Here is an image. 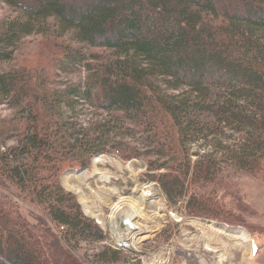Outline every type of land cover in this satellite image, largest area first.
I'll use <instances>...</instances> for the list:
<instances>
[{"label":"trees","instance_id":"1","mask_svg":"<svg viewBox=\"0 0 264 264\" xmlns=\"http://www.w3.org/2000/svg\"><path fill=\"white\" fill-rule=\"evenodd\" d=\"M3 1L20 17L0 24V105L20 117L3 126L14 141L0 142V177L41 213L32 222L0 196V264H80L65 244L106 240L60 182L65 169L121 148L109 138L111 120L74 115L80 104L144 129L170 158L151 177L173 204L189 195L187 216L244 225L218 189L227 171L264 174V0ZM58 32H71L78 45L63 48L68 63L100 50L83 80L50 86L42 70L4 68L25 37ZM200 141L203 152L193 157ZM123 257L108 246L95 254L101 264Z\"/></svg>","mask_w":264,"mask_h":264},{"label":"rangeland","instance_id":"2","mask_svg":"<svg viewBox=\"0 0 264 264\" xmlns=\"http://www.w3.org/2000/svg\"><path fill=\"white\" fill-rule=\"evenodd\" d=\"M19 17L16 10L0 0V24ZM57 34L59 36L53 39L42 34L25 37L15 59L6 63L4 68L29 65L34 70H42L48 73L50 86L80 82L87 74L86 66H96L93 54L100 50L86 49L84 53L88 59L84 63H68L63 48L78 45L73 43L71 32ZM74 115L84 120H111L108 122L111 143L122 144L121 148L110 153L95 155L88 167L67 168L60 175L62 187L76 197L83 213L94 219L107 235L103 243L81 242L73 248L65 244L73 260L80 264H101L95 254L103 246L113 248L112 244L117 241L128 243L127 247L119 249L126 258L117 264H143L140 259L134 260L136 254L140 256L167 243L177 252L173 264H185V260L186 264H264V174L249 176L224 172L225 184L219 187L218 197L227 210L244 220V225L187 216L184 207L189 195L186 200L173 204L161 185L151 177L165 172L164 168L154 170L153 166L162 165L170 158L157 154L144 129L134 124L129 127L127 122L114 120V114L85 104H80ZM18 117L20 114L16 109L0 105V142L13 144L14 133H3V126ZM203 149V141L195 143L191 146V154L194 157ZM131 151L140 153V156L125 158L123 154L128 155ZM97 157H110L112 161L94 163ZM68 174L74 177L70 180L73 188L68 187ZM105 175L110 176L108 180ZM0 196L17 203L23 215L32 222L41 213L38 206L19 197L17 189L3 177H0ZM126 217L131 219L135 228L123 223ZM232 229H243L250 235L251 252L249 244H241L230 234Z\"/></svg>","mask_w":264,"mask_h":264},{"label":"built area","instance_id":"3","mask_svg":"<svg viewBox=\"0 0 264 264\" xmlns=\"http://www.w3.org/2000/svg\"><path fill=\"white\" fill-rule=\"evenodd\" d=\"M125 246H128L127 242L121 243L115 241L114 244H112V247L117 250ZM175 256H177V252L169 243H167L158 247L156 250L149 251L148 253L144 252L140 254V256L136 254L134 260L138 261L140 259L143 264H173L174 259L176 258ZM184 263L186 264V260Z\"/></svg>","mask_w":264,"mask_h":264},{"label":"bare ground","instance_id":"4","mask_svg":"<svg viewBox=\"0 0 264 264\" xmlns=\"http://www.w3.org/2000/svg\"><path fill=\"white\" fill-rule=\"evenodd\" d=\"M104 160L112 161V159L110 157H107L106 159L97 157V158L94 159V163L101 162V161H104ZM73 173H75V172H73ZM68 176H70L67 179L69 181V183H70V186L68 185V187L69 188H73L74 184H71L72 181H70V180H73L74 177L72 175H69V174H68ZM109 177H110L109 175H105V179L106 180H108ZM230 232H231L230 233L231 235L235 236L236 238H238L240 240V242H242L241 244H243L245 246H247L249 244L248 245L249 246V250H250V252L252 251V242H251V239H250V235L245 230H243V229H232Z\"/></svg>","mask_w":264,"mask_h":264},{"label":"water","instance_id":"5","mask_svg":"<svg viewBox=\"0 0 264 264\" xmlns=\"http://www.w3.org/2000/svg\"><path fill=\"white\" fill-rule=\"evenodd\" d=\"M123 223H124L125 225H128L130 228H133V227H134V225H133V223L131 222V220L129 219V217H126V218L123 220Z\"/></svg>","mask_w":264,"mask_h":264}]
</instances>
